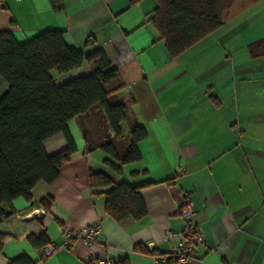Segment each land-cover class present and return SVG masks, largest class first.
Returning a JSON list of instances; mask_svg holds the SVG:
<instances>
[{
	"label": "crops",
	"instance_id": "0c3cea01",
	"mask_svg": "<svg viewBox=\"0 0 264 264\" xmlns=\"http://www.w3.org/2000/svg\"><path fill=\"white\" fill-rule=\"evenodd\" d=\"M63 3L56 11L50 0H5L0 33L10 31L21 43L60 30L84 54L103 52L122 85L111 100L128 104L129 119L113 142L116 155L103 148L100 107L68 123L76 152L54 182L33 187L32 201L13 200V213L0 221V264L23 254L35 264H89L92 253L121 264H152L153 255L167 254L181 241L165 235L182 230L179 208L186 199L194 204L207 244L194 247V260L173 264H264V55L253 56L249 47L264 33L255 30L256 36L224 46L213 32L171 57L148 21L153 0ZM258 20L252 17L250 26ZM93 70L94 62H85L70 73L51 74L62 85ZM7 89L0 77V98ZM134 121L147 133L138 145L141 159L122 163ZM67 145L63 133L44 142L49 155ZM92 174H103L111 184L91 185ZM122 182L138 189L145 216L117 221L107 213L105 193ZM42 199L49 209L32 206ZM95 223L102 227L97 243L73 240L62 248L66 230ZM43 233L48 245L58 247L49 255L48 245L37 248L30 240Z\"/></svg>",
	"mask_w": 264,
	"mask_h": 264
},
{
	"label": "trees",
	"instance_id": "16d2710c",
	"mask_svg": "<svg viewBox=\"0 0 264 264\" xmlns=\"http://www.w3.org/2000/svg\"><path fill=\"white\" fill-rule=\"evenodd\" d=\"M235 0H153L148 21L155 29L171 57H179L195 47L225 23L223 14ZM54 10L64 8L63 0H50ZM255 57L264 55V38L251 45ZM85 62H94L90 75L79 76L57 85L51 72L67 74ZM0 77L8 89L0 98V221L13 213V200L24 197L32 201L31 190L40 181L52 183L60 168L71 160L76 146L69 135L68 123L83 118L97 106L107 133L103 148L116 155L114 141L122 135V124L129 119L128 104L112 101L122 88L117 83V70L101 51L86 55L66 43L60 30H45L24 42L13 33H0ZM108 126L115 132L111 138ZM63 133L68 145L55 154H47L44 142ZM147 136L144 126L132 123L130 143L121 157L122 163L141 159L139 142ZM111 166L116 168L111 162ZM91 185L107 186L111 180L103 174H92ZM107 213L117 221L147 214L146 205L136 187L116 184L105 193ZM50 208L42 199L32 206ZM8 208L6 212L3 207ZM1 240V239H0ZM37 248L49 244L45 233L31 236ZM43 257L42 259H44ZM9 264H35L26 254Z\"/></svg>",
	"mask_w": 264,
	"mask_h": 264
},
{
	"label": "built area",
	"instance_id": "2783aa9c",
	"mask_svg": "<svg viewBox=\"0 0 264 264\" xmlns=\"http://www.w3.org/2000/svg\"><path fill=\"white\" fill-rule=\"evenodd\" d=\"M4 3L5 0H0V7H2ZM108 133L111 138L115 137V132L110 126H108ZM179 214L184 221L182 230L176 233L169 231L165 237L169 239L177 236L181 241L172 246L169 253L153 255L152 264H173L174 262L182 263L192 261L195 259L193 255L194 247L207 244L202 227L194 219L196 210L190 199H186L181 204ZM101 228L100 223H95L84 226L78 230H66V241L62 245V248L71 246L73 240H79L86 245L97 243ZM57 248L56 245L50 244L45 248V254L49 255ZM87 261L89 264H121V262L108 254L96 255L92 253Z\"/></svg>",
	"mask_w": 264,
	"mask_h": 264
},
{
	"label": "rangeland",
	"instance_id": "374dc122",
	"mask_svg": "<svg viewBox=\"0 0 264 264\" xmlns=\"http://www.w3.org/2000/svg\"><path fill=\"white\" fill-rule=\"evenodd\" d=\"M225 24L214 32L216 39H221V45L232 44L233 41L238 45L237 37H245L258 30L257 34L264 33V0H235L223 14ZM259 19L258 24L250 26V20ZM255 21V20H254ZM255 33L252 36H256ZM235 45V44H233ZM106 132V129H105ZM107 135V133H106Z\"/></svg>",
	"mask_w": 264,
	"mask_h": 264
}]
</instances>
